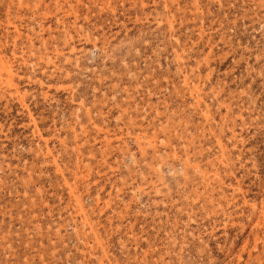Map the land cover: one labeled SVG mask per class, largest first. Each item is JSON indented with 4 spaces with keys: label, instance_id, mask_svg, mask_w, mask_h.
Returning a JSON list of instances; mask_svg holds the SVG:
<instances>
[{
    "label": "rangeland",
    "instance_id": "374dc122",
    "mask_svg": "<svg viewBox=\"0 0 264 264\" xmlns=\"http://www.w3.org/2000/svg\"><path fill=\"white\" fill-rule=\"evenodd\" d=\"M0 264H264V0H0Z\"/></svg>",
    "mask_w": 264,
    "mask_h": 264
}]
</instances>
